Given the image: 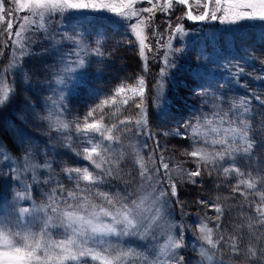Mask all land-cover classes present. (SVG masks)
<instances>
[{
	"label": "rangeland",
	"instance_id": "1",
	"mask_svg": "<svg viewBox=\"0 0 264 264\" xmlns=\"http://www.w3.org/2000/svg\"><path fill=\"white\" fill-rule=\"evenodd\" d=\"M131 2L132 0H69V3L95 4L99 10L68 8L63 16L57 12L46 18L44 27L41 29L39 17H31L26 9L19 7L17 0H0V6L4 9V11L0 12V17H3V19H0V87L6 83L9 88L15 89L13 77L17 78V75L22 79L25 86L23 98L21 97L18 102L20 107L15 104L13 107L10 102L9 106H6V109L3 110L0 125L4 124L6 127V117L12 116V120L14 118L20 121L18 125L20 128L23 129L24 125H28L27 127L33 132L30 133L36 139L34 141L29 139L27 135H23L24 140L20 141L22 138L21 134L19 132L15 134L14 131L16 130L11 124L10 129L12 132H10V135H15L14 140L17 148V153L12 154L6 149V144L3 141L4 136L0 130V151L4 153V155L0 156V199L2 200H0V208L6 210L10 220L13 222L16 221L21 208H28L30 213L20 221L22 226L28 223V228L25 230L39 232L44 227V222L47 221L46 232L48 236L53 241H59L65 237V226L61 225L62 217L59 210L54 213L51 211V207L69 210L66 209V203L77 204L82 202L85 197L97 205L106 206L105 202L96 195V191H87V189L94 188V186L88 185L84 181H79L80 187L77 188V181L70 179L69 175L66 174L65 169L69 168L65 164L67 162H73L71 168L87 166L90 171L93 169L94 173L100 170L95 169L92 166L93 164L84 158L85 145L83 141L85 138H83V135L78 134L77 129L72 133L69 127L61 129L56 121L60 120L67 123L64 113L66 100L73 93L74 88L76 89L84 80L85 73L87 74L92 64V58L96 57L91 54L90 50L97 46L98 41L101 44V40H103L101 39L103 37L102 27H97L90 20L98 22L110 21L123 25L128 30L124 34L128 33L131 35L130 40L124 42L123 46H117V49H120V53H118L120 56L117 61L119 63H117L116 68H113L115 72H112L111 69L113 64L108 67L110 74H113V78L117 77L120 81V86L116 87V90L121 86L125 89L119 95L115 91V105H124L123 101L125 99H128V102L137 101L132 106V109L135 110L134 112L137 111V114L129 117L134 123L139 113L136 104L140 103L141 98L135 96L129 89L137 87L138 80L142 77L145 81L143 101L147 113L148 134H144L143 126L138 128L136 125L135 136L141 134L139 139L137 137L134 142L132 139L127 140V132H123L122 135L126 136L125 139L108 143L110 152L113 153L108 158L111 161L119 160L116 163L117 173L122 168L124 154L130 152V160L131 158L133 160H131V163L125 162L123 164L126 172L122 171L125 175L122 179L131 181L129 186L126 185L127 182L122 185L115 184L113 190H107V193L111 194L113 192V195L116 193L121 195L131 194L132 198L137 195L151 193L148 204L152 211L145 213L148 219L144 220L138 229L134 230L135 235L97 237L102 243L95 247L107 248L111 246V249L116 251L127 252L128 257L124 259L123 264H175L176 262H178L177 264H246L244 256H241L243 263L236 260V253L231 250L230 245V250L225 251L224 249L223 253H221L219 250L221 241L215 248H212L200 238L199 227L201 223H207L209 227L213 228L214 240H219L220 235H229L231 231L228 230L223 215L219 220L221 227L217 229L215 227L216 218L213 219L209 216L210 213H206V209H209L210 206L206 205V208H204L205 212H203L199 208L193 207L194 204L192 202L198 201V196L201 194L204 202L209 203L213 201V195L217 193V190L225 191V193L229 190L232 194L244 195L241 189L233 187L234 184L241 186L249 193V188L241 184L240 181L246 180L252 183L250 177L254 175V171L252 173L248 169L247 175L238 173L240 177L229 182L222 174H219V176L213 175L216 174L213 171L211 175L214 177L209 184H196L193 187L190 184L193 183L192 179L195 177L188 176L186 173L195 171L198 166L197 163L196 166L193 163V167L184 166L186 154H181L176 158L180 165L172 167L169 160L164 158L165 162L169 163L168 175L172 177V182L176 184L178 194L177 196L168 195L163 200L155 203H151L152 197L156 196L160 191L170 193V190H168L170 182L168 176L164 174V169L160 168L159 172H156L159 182L154 184L152 181H142L139 165V173L132 171L137 166V152L140 156L143 155L145 141L149 135L155 139V147L146 154L148 159L145 160V165L150 169L154 170L155 167H159L160 156H167L168 154L176 157L178 151L182 153L185 150V147L183 149L184 145H182L185 139L182 137L185 135L190 136L191 128L188 127L187 133H185L173 126L170 127V122L176 120L174 119L175 115L172 113V109H176L177 105L174 99L182 94L181 91L179 92V86L169 84L168 79L178 77L181 69L184 68L185 70L196 72L199 76H203L207 83L212 85L216 84L213 81L220 79V76L233 78L231 80H236L240 88L244 87L243 92L249 99L254 98L264 104V20L241 19L232 23L227 20L223 22L220 19L212 20L210 15L205 20L189 19L184 5H178L173 2L171 8L161 10L164 0H152V4L158 3L159 7L154 9L153 13L140 12V16L145 18L146 21V43L152 49V51L145 49V61L139 55V41L130 27V25L138 22L140 16L133 17L131 20H124L118 15L119 11L131 12L132 8L127 6ZM244 2L245 0H235L234 4L229 7V16L240 11H254L256 13L264 11L258 0H253V8L251 9L243 8L242 4ZM188 3L192 7L193 16L204 14V4H209L211 11L216 8L215 0H188ZM152 4L148 3V0H136L134 7L139 12L140 9L152 7ZM9 11L12 12L11 16ZM223 14L222 11L217 12V16ZM25 16L37 20V23L35 25L26 23L24 21ZM9 19L13 20L11 38H9L7 31V21ZM173 19H177L178 24L171 26ZM189 22H194V24L189 25ZM21 24L24 25L25 31L22 33V37L18 38L15 33ZM177 29H181V31H177ZM91 33H93L92 37L88 38ZM67 37H75L76 39H81L82 37L89 54L84 57L86 60L85 67L70 74L72 78H66L64 85H59L56 80V74H62L60 73L62 68L61 55H64V59L67 62L69 57L66 54L75 50L72 40L66 39ZM15 39H21V42L26 45L23 56H21V50L13 44ZM6 44L7 46H5ZM127 48L133 49L134 53L127 52L129 50ZM81 55L84 54L81 53ZM71 59H76V57L73 55ZM166 60L169 61L167 65L165 64ZM13 62L18 66V70L11 66ZM155 62L158 63L156 66H154ZM226 63H235V65L232 67L223 66ZM93 64L97 65L96 62H93ZM98 67H101V65ZM162 68L165 69L166 73L164 77L160 76ZM13 72L15 73L14 75ZM25 76H27V79H25ZM243 78L244 83H242ZM27 80L36 89L34 97H30L25 92L28 90L26 87L29 85ZM158 81L163 84V94L167 98V103H161L159 108L156 103ZM13 94L14 91L11 95ZM213 95L210 105L214 109L215 105H219V101L215 94ZM130 97L131 99H129ZM240 99L242 98L237 96L232 104H236ZM257 108L258 104L254 110ZM232 109L235 110L236 108L233 106L231 107ZM158 111H160V115L155 118L153 115ZM216 112L218 111H214V113ZM237 113L239 112L237 111ZM160 120H164L165 123ZM157 123H160L158 135L156 132ZM177 125L179 128L182 127V125ZM207 126H210L207 133L211 131L213 126L220 129L222 127L214 124L206 125L201 127V133L205 134ZM259 128L257 129L261 135L264 129ZM221 131L224 132L223 129ZM177 132L180 134L176 135ZM157 144L159 145L158 147ZM214 145L217 144L207 146L201 143V145L197 146L203 147L209 152L221 151L215 149ZM88 146L90 147V145ZM187 151L189 150H185V153ZM149 156H152L157 161L155 166L149 162ZM97 162H99L98 158ZM193 162H196L194 157ZM90 163L92 164L91 167H89ZM104 166L106 165L104 164ZM226 167L221 162V170ZM72 175L74 176L75 174L73 173ZM13 177H18V179H13ZM81 183L85 184V186L81 185ZM149 185H152V187H149ZM60 186H63V191H61ZM153 187L156 192H152ZM82 189L84 190L82 191ZM69 191L76 193L75 200L67 197ZM18 192L23 193L26 198H16V193ZM53 193H55L54 199L58 202L56 204H53L52 200L49 199ZM165 200L167 203H164ZM174 201H176L178 207H176ZM183 206L188 210L184 211ZM41 208L43 211H40ZM157 208L159 209V215L152 219ZM221 208H224L223 205ZM261 209L262 211L264 210V205L261 206ZM98 210L97 208L96 211ZM88 211L90 212L92 209L88 208ZM182 215L186 221L182 218ZM0 219H3V217H0ZM101 220L104 223L111 222L110 218L107 217H101ZM228 220L229 218H227L226 222ZM31 221L35 223H29ZM186 223L190 231L184 228ZM240 226L245 228L246 222L241 221ZM117 227L119 229L122 226ZM232 230L236 231V228L234 227ZM257 231V236L264 239V235H260L263 230L258 227ZM170 237L180 242L181 247L167 248L166 245ZM89 243L91 245V242ZM262 244H264V240L257 248H260ZM201 248L206 251L208 256L212 257V260L201 256ZM7 250L8 248L0 245V251ZM54 251L60 254L59 249ZM101 254L105 255L103 252ZM48 264H57V261L52 260ZM64 264H74V262L66 261ZM97 264H102V262L97 261Z\"/></svg>",
	"mask_w": 264,
	"mask_h": 264
},
{
	"label": "snow or ice",
	"instance_id": "2",
	"mask_svg": "<svg viewBox=\"0 0 264 264\" xmlns=\"http://www.w3.org/2000/svg\"><path fill=\"white\" fill-rule=\"evenodd\" d=\"M135 2L136 0H132L127 6L132 8L131 12L128 11H119L118 15H120L124 20H131L133 17L140 16V12H148L153 13L154 9L158 8L159 5L152 4V0H148V3L152 4L150 8L140 9L138 12L135 10ZM178 4H187L188 0H175ZM235 0H215L216 8L214 11H211L209 4H204V14L193 16L191 14V9L188 12L189 19L196 20H205L206 18H210L212 20L220 19L222 22L227 20L229 22L235 23L241 19H260L264 20V11L256 13L254 11H240L239 13H232L229 16V7L234 4ZM17 3L20 8L26 9L31 17H39L40 28L44 27V21L46 18L51 17L55 13L59 12L61 16L65 15L68 8L72 9H85L92 8L97 9V5L88 4V3H69V0H17ZM173 0H164L163 8L161 10L169 9L172 7ZM258 3L262 8H264V0H258ZM243 8L251 9L253 8V0H245L242 4ZM4 11L2 6H0V12ZM223 12V15L217 16V12ZM9 15H12V12L9 11ZM3 19V17H0ZM24 21L29 24L35 25L37 20L31 19L29 16L24 17ZM145 18L140 16V19L136 24L130 25L132 30L135 32L136 38L139 41L140 49L139 55L142 59L146 61L145 49L148 51H152L151 47L146 43L147 37L145 35ZM12 28H13V20L9 19L7 21V31L9 38L12 37ZM25 31L24 25L21 24L19 29L16 31L15 36L20 38L22 37V33ZM177 31H181V29H177ZM66 39H71L75 50L74 52H70L66 54L69 59L67 62L64 59V55H61V64L62 68L60 69V73L56 74V80L59 85H64L65 79H71L72 76L70 74L75 73L78 69H83L86 64L85 56L89 54V50L87 46L83 43V38L76 39L75 37H67ZM13 44L16 45L21 50V56L24 54V49L26 45L21 42V39L13 40ZM7 46V44L5 45ZM91 54L98 57L100 63L103 62L105 58V53L102 51V45L100 42H97V46L94 49H91ZM83 53L84 55H81ZM75 56L76 59H71L72 56ZM167 55V54H166ZM169 61H165L167 65ZM11 66L18 70V66L13 62ZM146 70V64H145ZM7 74V73H6ZM15 73L13 72V75ZM165 69H161L160 76H165ZM27 79V76H25ZM157 92H156V103L159 108L161 103L166 104L167 98L163 94V84L158 81L157 82ZM14 89L9 88L5 83L2 87H0V105L6 103L10 98L11 93ZM125 89L123 86L116 90V94L124 92ZM135 96H139L140 103L136 104V107L139 109L138 118L134 121L137 127L143 126L144 134L147 133V113L144 107V92H145V81L141 77L138 80V86L134 88H130ZM258 98V97H257ZM131 99V97L129 98ZM114 102V101H113ZM125 105L128 104V99L123 101ZM247 102L242 101L241 104L245 105ZM109 101L105 100L102 105H97V108L103 109L104 105H108ZM119 109H117V112ZM248 112V109L245 107V113ZM96 113V109H92L88 112L87 117H93ZM227 115L226 113L224 114ZM87 117L85 118V123L81 126L79 123L76 124V129L78 134H82L84 139V153L85 159L90 161L94 168L100 170L99 172L90 171L87 166L83 168H66L65 172L69 175L70 179H75L77 181V188L80 187L79 181H84L88 185H98L102 182L103 176H111L113 175V168H104L105 163H111V160L106 157L105 153L109 152L110 149L103 145V140H107L109 142L113 140H119L118 133L121 131H131V129H119L116 124H112L111 126L105 127L101 121L105 119L104 116H101L99 120H94L91 123L87 122ZM131 118L121 120L120 124H128L132 123ZM57 125L61 129H67L69 125L64 123L63 121L57 120ZM205 123L211 125V120H206ZM221 123H223V118H221ZM191 128V135H185L182 138L184 139H194L197 136L201 135V125L199 123L195 125H188ZM228 135L233 139H239L240 143L246 145L243 151L248 153L252 149V143L249 138V125L242 124L241 127H229L227 129H223ZM212 132L221 131L220 128L213 126L211 128ZM114 132L117 133L114 135ZM91 134H99L103 140L97 141L94 139V136ZM167 135V133H165ZM180 133L177 132L176 135ZM154 135V134H153ZM207 143V141H206ZM212 144H220L227 145V139H215L211 141ZM90 145V147L88 146ZM145 147L147 144L145 142ZM159 145L157 144V147ZM238 151L236 148H233L231 145H227L222 151L209 152L203 147H195L193 146L191 151H187L185 154L191 157L197 158V169L195 171H191L186 173V175L191 177H196L200 175V165L203 164L205 168H211L212 170L218 166L219 161L225 159V156H231L233 153ZM4 155L2 151H0V156ZM79 155V153H77ZM6 158V157H5ZM97 158L99 162H97ZM149 162L155 166L157 161L149 156ZM136 164L139 165L140 168V176L142 181H152L154 183H158L156 177V172H159L160 168L164 169V174L168 176L170 193L166 191H160L156 196L152 197L151 203H155L156 201L163 200L168 195L177 196L176 184L172 182V177L168 175L169 173V163L165 162L164 157H159V167H155L154 170L146 167L145 160L142 156L137 152L136 156ZM235 161L233 160V165ZM230 171L239 170L234 166L229 168H224V174L227 176ZM75 174L74 176L72 174ZM209 175H211V171H209ZM13 179H18V177H13ZM195 183V181H193ZM241 184H244L247 188H253L254 184L250 183L246 180H241ZM61 187V191H63V186ZM152 187V185H149ZM84 189H82L83 191ZM90 191V188L87 189ZM152 192H156V189L153 187ZM98 195L106 204V206L97 205L87 197L77 204L66 203V209L63 210L58 209V207H51L52 212H57L59 210L60 215L62 217L61 225L65 226V237L59 241H53L46 232L48 227V222H44V227L40 229L39 232H32L29 230H25L28 228V223H25L23 226L20 221H22L29 213L30 210L28 208H21L17 215V219L15 222L11 221L8 213L5 209L0 208V245L8 248L7 251H0V264H48L49 261L56 260L57 264H64L66 261H72L74 264H89V259L92 262L101 261L102 264H123L124 259L128 257L127 252H120L114 249H111V246L107 248L97 249L95 246L102 243L101 240H98L97 237H107V236H116V235H135L136 229L143 223L144 220L148 219L145 216L146 212H151L152 208L149 206L148 201L151 193L137 195L135 198L129 195H121L120 193H116L115 195H111L105 192H97ZM55 193L49 197L52 200L53 204L58 203L56 199H54ZM67 197L69 199L75 200L76 193L69 191L67 193ZM16 198L25 199L23 193H16ZM203 203V201H201ZM164 203H167L165 200ZM51 206V205H49ZM88 208H91L92 211H88ZM99 209L96 211V209ZM214 209L216 213H218L216 220L217 223L215 227L219 229L221 225L219 224V220L223 215V209L219 204L214 205ZM40 211H43L41 208ZM159 215V209L157 208L155 211V215L152 219H155L156 216ZM101 217L110 218V223H104L101 220ZM50 219V218H49ZM29 223H35L31 221ZM117 226H122L118 229ZM199 231L201 233V239L207 243L212 248H215L217 244L220 243L221 240H224L225 237L221 236L219 240L213 239V228L209 227L207 223H201L199 227ZM11 237V239H10ZM228 241L231 246V250L236 253L237 258L241 255V250L237 247V237L230 236ZM91 242V245L90 243ZM19 245V246H17ZM167 248H179L181 247L180 242L173 240L171 237L169 238ZM59 249V253L57 254L54 250ZM101 252L105 253L102 255ZM42 253V254H38ZM114 253V254H113ZM200 254L202 257L212 260L211 256H208L206 251L201 248ZM243 256L245 257L246 264H264V244L261 245L260 248H257L254 244H249L248 248L243 251ZM110 257V258H109ZM182 259V257H181Z\"/></svg>",
	"mask_w": 264,
	"mask_h": 264
},
{
	"label": "trees",
	"instance_id": "3",
	"mask_svg": "<svg viewBox=\"0 0 264 264\" xmlns=\"http://www.w3.org/2000/svg\"><path fill=\"white\" fill-rule=\"evenodd\" d=\"M176 20L177 19L172 20L171 23L172 26H174V24L177 23ZM112 27L113 26L108 24L102 25L103 37L101 39L103 40H101V45H102V51H104L105 53V58L102 63L98 62L99 61L98 57L92 58L91 61L92 64L89 67V71L87 72V74L85 73L84 80L77 86V88L74 90L73 94L69 97L67 101L68 108L64 112L65 119L67 124L69 125V128H71L70 132L72 133L76 130V124L85 123V118L87 117L88 112L92 109H96V113L93 117H87L88 123H91L94 120H99L101 116H104L105 119L101 121V123L105 127L111 126L112 124H116L119 129H126V128L131 129V131H121L118 133V135L120 137L119 139L121 140L125 139V137L127 136V140L132 139L134 142L137 137L135 136L136 124L135 123L120 124L119 122L121 120H125L128 119L129 117H132V115L134 114H137V111L134 112L135 110L132 109V106L135 103H137V101L135 102L129 101L127 105L125 104L115 105L116 98L114 95H115L116 87L120 86V81L117 77L113 78V74H110L108 68L111 66V64H113L111 66V69L112 72H115L113 68H116L117 63H119L117 61L120 56L118 54L120 53V49H117V46L118 45L123 46L124 42L130 40L131 35L128 33L124 34L125 31L123 33L119 30H115ZM127 52L134 53L133 49H129L127 50ZM93 62H96L97 65L93 64ZM156 64L158 63L155 62L154 66H156ZM100 65L101 67H98ZM220 77H221L220 79H216V81H213V83L216 84L212 85L207 83V80H205L203 76H199L196 73L185 70L183 68L181 69L180 75L178 77L169 78L168 83L172 84L173 86L178 85L179 92L181 91L182 94L174 99L177 105H176V109H172V113L175 115L174 119L176 120L170 122V127L173 126L179 129L180 131L187 133L188 125L190 124L195 125L199 123L203 127L209 125L205 123L206 120H211L212 121L211 125L214 124L219 127L221 125L222 126L221 129H227L229 127H241L242 124L249 125V138L252 143V149L248 153L243 151L246 145L241 144L239 139L233 140L225 131L224 132L209 131L207 133L210 126H207L205 134L201 133L200 136H197L194 139H185L184 144H182L184 145L183 149L185 147V150L191 151L193 146L196 147L197 145H201V143H204L207 146H209L210 144H212L211 141L215 140L216 139L215 137H217L219 139L226 138L227 145H231L233 148H236L238 150L235 153H233L231 156L226 155L225 159L219 161L218 166H216L214 170H212L211 168H205L203 164H201L200 175L192 179V182L194 180L195 183L190 184L193 187L196 184H201V185H203L204 183L206 185L209 184L211 180H213L214 177L213 175L219 176V174H222L223 177L229 182L232 179L239 178L240 175H238V173H240L241 175H247L248 169L251 170L252 173L254 171V175L250 177L251 182L254 184V187L249 188V193H247V191L244 190L241 186L239 185L237 186L236 184H234L233 187L235 188L238 187L239 189H241V192H243L244 195H235V193L232 194L229 190L226 191V193L225 191L217 190V193L213 195V199H212L213 201H210L209 203L204 202V199L202 198L203 195L201 194H199L198 196V201H196L195 203L192 202L194 204L193 207L199 208L203 212H205L204 208H206V205L210 206L209 209H206V213H210L209 216L213 219H215L218 215V213H216L214 209V205L219 204L221 207L223 205L224 222L228 226V230H230L231 233H229V235H223L225 239L221 240L220 243L221 247L219 250L221 251V253H223L224 249L225 251L230 250L229 248L230 243L228 241V238L230 236H236L237 247L241 250V255L239 256V258H236V260H239L243 263L244 261L241 256H243L242 253L248 248L249 244H254L257 247L264 240L260 236H257V233L259 231V230L257 231L258 227L259 229L263 230L260 235H264V213H263L264 210L262 211L261 209V206L264 205V131L260 135L259 130L257 129L259 127L264 129V104L256 101L253 98V96H252L253 99H249L243 92L244 87L240 88L236 80H231L233 78H224L223 76ZM13 83L15 84L14 94L10 95V98L6 103L0 105V118L3 117V110L6 109V106H9L10 102L12 103L13 107L14 104L18 106V102L21 100V97L23 98V92H24L23 89L25 86L23 85L22 79H20L19 75H17V78L13 77ZM242 83H244V78L242 79ZM27 84L29 85L26 87L28 88V90L25 91L26 94H29L30 97H34L36 95L35 93L36 89L34 88L32 83L28 80H27ZM213 94H215L216 98L219 101V105H215L216 107L214 109L210 105V102L212 101V97H214ZM237 96H240L242 99H240L239 101H237L236 104L233 105L232 102L236 100ZM105 100L109 101V104L104 105L102 110L97 108V105H102ZM242 101H246L247 103L245 105H242L241 104ZM172 104L174 105V103ZM257 104H258V108L254 110ZM233 106L234 108H236L235 110L233 109L231 110V107ZM245 107L248 109L247 113H245ZM117 109H119L118 112ZM214 111H218V112L214 113ZM237 111L239 113H237ZM225 113L227 114L226 116L224 115ZM159 115H160V111L156 112L153 116L157 118ZM221 118H223V123H221ZM6 121H7L6 124L7 126L5 127L4 124H1L0 130L4 136L3 141L6 144V149L9 152H11L12 154L17 153V148L15 145L16 141L14 140L15 135L14 134L10 135L11 134L10 132H12L10 127L12 125L14 126L13 128H15L16 130L14 131V133L16 134V132H19L21 134L22 138L20 141L24 140L23 135H27L29 139L36 141V139L30 133L32 132V130L27 127L28 125H24L23 129L20 128L18 126L20 124V121H17L14 118L12 120V116L6 117ZM160 121L165 123L164 120H160ZM159 124L158 123L156 124L157 135L159 134V129H160ZM177 124L182 125V127L179 128ZM227 125H229V127H227ZM123 132L124 133L127 132L126 136L122 135ZM116 134L117 133L114 132V135ZM91 135H93L94 139L97 141L103 140V138L99 134H91ZM83 138L85 137L83 136ZM154 140H155L154 137H151V135H149L148 139H146L145 142L147 144V147H145V151L143 152L142 155L144 160L148 159L146 157L147 152L155 147ZM115 141L118 140H113L111 142H115ZM111 142L107 140H103V145L109 148L108 143ZM227 145L217 144L214 146L215 149H219L222 151ZM185 150L182 153L178 151L176 157H173L172 155H168V154L167 156L164 155L163 157L166 160H169V163L171 164L172 167L175 165H180L176 161V158L179 157L181 154H185ZM129 153L130 152H128L127 154L123 153L124 154V158L122 160L123 164H125V162L131 163V160H133L132 158L130 160ZM105 154L106 157L108 158L113 153L109 151ZM185 158L186 159L184 160V164H183L184 166L193 167L192 166L193 163L196 166V162H193V157L186 155ZM194 159L196 161V158ZM233 160L235 161L234 165H233ZM188 161H189V165H188ZM118 162L119 160L117 161L113 160L111 161L110 164L105 163L106 166H104V168H109V167L113 168V175L103 176L102 182L98 185H95L94 188H90L91 191L107 193V190H113L115 184L122 185L124 184V182H127L126 185L129 186L131 181L122 179V177L125 176L123 172H126L125 167H123V164H122V168H120L121 169L120 172L117 173L116 163ZM221 162L223 166H227L226 168L231 169L234 166L239 171L238 172L230 171L229 174L225 176L224 170H221L220 168ZM65 164L69 168H71L73 162H67ZM91 165L92 164L90 163L89 167H91ZM216 168L220 170H217ZM91 170L94 171L93 169ZM209 171L211 172L215 171L216 174L209 175ZM132 172L139 173L138 164ZM81 185L85 186V184L83 183H81ZM168 190H170V187ZM112 193L111 195H113ZM177 194H178V190H177ZM201 201H203V203ZM183 208L184 211L188 210L184 206ZM227 218H229V220L226 222ZM241 221L246 222L245 228L240 226ZM234 227L236 228V231L232 230ZM235 257H237V255H235Z\"/></svg>",
	"mask_w": 264,
	"mask_h": 264
}]
</instances>
